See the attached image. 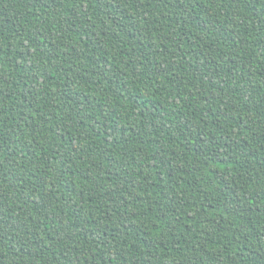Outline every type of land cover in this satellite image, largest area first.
Segmentation results:
<instances>
[{
	"label": "trees",
	"instance_id": "1",
	"mask_svg": "<svg viewBox=\"0 0 264 264\" xmlns=\"http://www.w3.org/2000/svg\"><path fill=\"white\" fill-rule=\"evenodd\" d=\"M0 264H264V0H0Z\"/></svg>",
	"mask_w": 264,
	"mask_h": 264
}]
</instances>
